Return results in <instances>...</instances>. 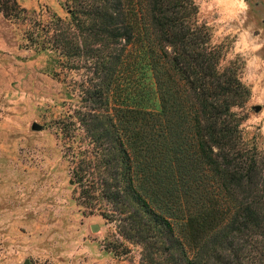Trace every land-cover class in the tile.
I'll return each mask as SVG.
<instances>
[{
  "label": "trees",
  "instance_id": "1",
  "mask_svg": "<svg viewBox=\"0 0 264 264\" xmlns=\"http://www.w3.org/2000/svg\"><path fill=\"white\" fill-rule=\"evenodd\" d=\"M66 11L26 42L81 72L61 130L87 141L72 167L83 196L95 180L142 264H264V152L237 111L251 92L238 61L220 68L225 51L195 2L70 0Z\"/></svg>",
  "mask_w": 264,
  "mask_h": 264
},
{
  "label": "rangeland",
  "instance_id": "2",
  "mask_svg": "<svg viewBox=\"0 0 264 264\" xmlns=\"http://www.w3.org/2000/svg\"><path fill=\"white\" fill-rule=\"evenodd\" d=\"M69 1L0 0L10 14L0 12V264H142L141 247L118 234L117 213L96 181L86 183V196L75 183L73 162L87 141L61 129L80 106L72 89L81 72H61L62 62L26 42L33 29L43 36L53 17L68 19ZM193 1L225 51L220 68L241 65L251 92L237 110L242 134L264 152V0Z\"/></svg>",
  "mask_w": 264,
  "mask_h": 264
},
{
  "label": "water",
  "instance_id": "3",
  "mask_svg": "<svg viewBox=\"0 0 264 264\" xmlns=\"http://www.w3.org/2000/svg\"><path fill=\"white\" fill-rule=\"evenodd\" d=\"M254 111H255V112L260 111V107H255V108H254ZM39 129H40L39 125H37V124H33V125H32V130H34V131H38ZM92 231H97V227H92Z\"/></svg>",
  "mask_w": 264,
  "mask_h": 264
}]
</instances>
